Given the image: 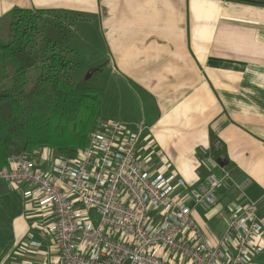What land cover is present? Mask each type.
<instances>
[{
	"label": "crops",
	"instance_id": "crops-1",
	"mask_svg": "<svg viewBox=\"0 0 264 264\" xmlns=\"http://www.w3.org/2000/svg\"><path fill=\"white\" fill-rule=\"evenodd\" d=\"M15 6L63 13L67 29L50 37L73 54L72 24L97 23L106 57L98 48L86 57L90 70L110 67L115 118L99 115L96 129L112 120L142 126L143 169L175 172L188 188L231 170L232 186L212 209L194 210L207 237L222 236L236 202L256 203L264 224V0H0V18ZM100 87L101 111L108 88ZM42 209L24 187L0 179V264H47L57 255L53 216ZM252 261L264 264V250Z\"/></svg>",
	"mask_w": 264,
	"mask_h": 264
},
{
	"label": "built area",
	"instance_id": "built-area-1",
	"mask_svg": "<svg viewBox=\"0 0 264 264\" xmlns=\"http://www.w3.org/2000/svg\"><path fill=\"white\" fill-rule=\"evenodd\" d=\"M142 132L109 121L76 155L43 147L0 168L1 180L24 187L53 216L57 255L47 264H252L264 250L256 203L236 202L216 242L194 218L195 208L210 211L231 188V170L209 172L190 188L175 172L150 173L137 156ZM214 148L222 150L220 139Z\"/></svg>",
	"mask_w": 264,
	"mask_h": 264
},
{
	"label": "trees",
	"instance_id": "trees-1",
	"mask_svg": "<svg viewBox=\"0 0 264 264\" xmlns=\"http://www.w3.org/2000/svg\"><path fill=\"white\" fill-rule=\"evenodd\" d=\"M62 16L15 6L0 18V168L14 154L43 147L76 155L98 121L104 89L76 84L70 75L74 50L47 34L67 29ZM33 67L40 73L28 89Z\"/></svg>",
	"mask_w": 264,
	"mask_h": 264
},
{
	"label": "rangeland",
	"instance_id": "rangeland-1",
	"mask_svg": "<svg viewBox=\"0 0 264 264\" xmlns=\"http://www.w3.org/2000/svg\"><path fill=\"white\" fill-rule=\"evenodd\" d=\"M49 17L53 18L54 15L52 14ZM59 19L64 20L65 17L62 16V18H59ZM55 21H57V19H55ZM66 21L70 22V20L67 18H66ZM67 25H70V24H67ZM72 25L73 26L76 25L75 28L79 30L76 32L74 31L72 33L73 37L71 38L73 47L76 48V53L73 55H70V59L74 61V63L75 62L77 63L76 65L73 66V69L70 72L71 78L78 85H84V84L95 85V86L104 85L105 87H107L108 93L106 95V104H104L99 115L102 118H110L111 116H113L112 118H115L114 115L111 114L113 113V106H112L113 98H112V85L111 86L109 85L113 81V79H112V74H110L111 73L109 69L110 67L106 65H100V67L104 68V71L102 70L95 71L94 69L90 70L91 68H89L90 64L94 62V59H92V58H95L94 53L91 54V52L94 51V48H98L99 50L101 49V51H103L101 55L103 57H106V54H105L106 43L102 37L101 29L98 28V25L96 22H91V23L86 24L80 21V22H76L75 24L73 23ZM2 28H3V32L7 34L8 32L7 25L6 24L3 25ZM46 31L49 36L50 34L51 36H55L56 33L58 34V32L49 31L48 29ZM85 43H87L88 46H86ZM86 54L88 55L91 54L90 57L92 58H90L89 61H87ZM99 64H101V62L97 63V65ZM39 73H40V67H33L30 69L29 74H28V82H27L28 89L33 86ZM107 113H110L111 115H108ZM96 127H97V123L95 125L94 130H96ZM40 209H41L40 213L43 214L44 209H42V207H40Z\"/></svg>",
	"mask_w": 264,
	"mask_h": 264
}]
</instances>
